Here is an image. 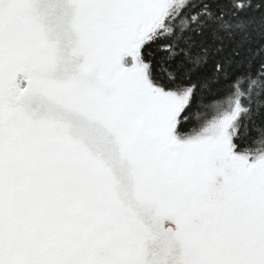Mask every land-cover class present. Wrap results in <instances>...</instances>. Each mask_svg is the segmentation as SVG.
<instances>
[{
    "label": "snow or ice",
    "instance_id": "6c2138e0",
    "mask_svg": "<svg viewBox=\"0 0 264 264\" xmlns=\"http://www.w3.org/2000/svg\"><path fill=\"white\" fill-rule=\"evenodd\" d=\"M0 264H264V0H0Z\"/></svg>",
    "mask_w": 264,
    "mask_h": 264
}]
</instances>
